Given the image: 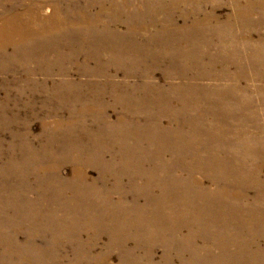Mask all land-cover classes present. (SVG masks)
Instances as JSON below:
<instances>
[{"label": "rangeland", "instance_id": "obj_1", "mask_svg": "<svg viewBox=\"0 0 264 264\" xmlns=\"http://www.w3.org/2000/svg\"><path fill=\"white\" fill-rule=\"evenodd\" d=\"M0 4L54 27L0 52V264L263 259L264 0Z\"/></svg>", "mask_w": 264, "mask_h": 264}, {"label": "bare ground", "instance_id": "obj_2", "mask_svg": "<svg viewBox=\"0 0 264 264\" xmlns=\"http://www.w3.org/2000/svg\"><path fill=\"white\" fill-rule=\"evenodd\" d=\"M0 10H2L1 4H0ZM25 14H27V16L23 15V13H18V11H17V12H14V14L12 13L9 16L1 17L2 22L0 21V52H4L10 47H18L19 49H24V50H26V52H28L29 50H27V48L35 47L37 45V43L41 41V40H39V38L41 39L43 37L45 40L50 39L52 32L49 30L53 29L54 27L52 25H49L48 23H46L44 20H37L35 18V16H33L29 13H25ZM24 16H26V17H24ZM55 21L58 22L56 25H58L60 27H65L64 24L66 23V21L61 20L59 18L58 14L55 17ZM40 28L43 30L39 31V32L35 31L37 29L41 30ZM41 42H44V41H41ZM132 178H133L132 179L133 182L131 184L135 185L136 180L137 179L139 180V178L137 176H132ZM79 181L83 182V180H79ZM150 184H152L150 179L148 180V182L145 181V186L150 187L151 186ZM89 185L90 186H88V187H91V189H93L92 184H89ZM75 187L78 188L79 186L75 185ZM200 196H203V195H200ZM203 197L205 198V195ZM190 207L192 208L191 205H190ZM197 211L201 212L199 210H197ZM202 211H204V210L202 209ZM202 213L204 214V212H202ZM131 214H132L131 212H129V214L127 212L126 216H124L123 219L126 221L132 220L134 216ZM195 216L196 215H194V217ZM260 217H261V219H258V218L255 219L254 218V219H250V221H246V222H245V219H243V217H241L237 221H235L234 224H237L238 226L239 225L240 226L245 225V226L249 227L248 228V231H249L248 233H250L249 235L252 234L254 236L255 233L260 232L261 235L259 236V238L264 237V231H263L264 218H262L261 215H260ZM161 218H164V217H161ZM169 219H171V218H169ZM218 219H220V218H218ZM195 220L199 222V220H201L200 215L196 216ZM223 220H219L218 222L221 223V225H224L226 221H223ZM167 221H169V220H167ZM238 239L242 240L241 237H239ZM254 239H255V237L253 239H250L247 241L245 240L244 244L246 247H249V248L254 247L258 251H261L258 253V255H260V256H255V258L258 259V257L259 258L262 257L263 259L261 261H259L258 264H264V249L262 250V249L258 248V243L256 244V240H254ZM74 240L79 241V238L74 239ZM236 242L237 241L229 242V245L236 246V244L237 245L240 244V243H236ZM242 245H243V242H242ZM91 249L92 248L90 246L89 247L86 246L85 251L88 253L91 251ZM107 259L108 258H104L103 260L100 261V263L105 264V260H107ZM147 259L150 260L151 263H153V254H149ZM233 259L227 258V260H229V261H231ZM136 263H138V262H136L134 260H127L125 262H121L120 264H136Z\"/></svg>", "mask_w": 264, "mask_h": 264}]
</instances>
